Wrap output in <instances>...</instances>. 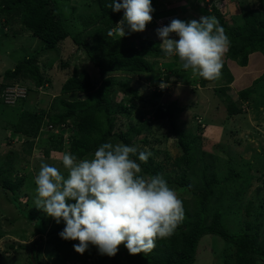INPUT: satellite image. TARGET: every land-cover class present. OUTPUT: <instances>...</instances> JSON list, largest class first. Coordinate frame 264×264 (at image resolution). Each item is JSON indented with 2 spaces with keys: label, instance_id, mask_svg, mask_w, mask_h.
I'll return each mask as SVG.
<instances>
[{
  "label": "trees",
  "instance_id": "1",
  "mask_svg": "<svg viewBox=\"0 0 264 264\" xmlns=\"http://www.w3.org/2000/svg\"><path fill=\"white\" fill-rule=\"evenodd\" d=\"M206 1L188 0V3L190 7L197 5L199 9L207 10V15L215 16L219 20L231 40V47L225 54L228 60L240 67H246L252 54L264 57V0H258L259 8L253 10L247 9L243 2L236 1L239 3L241 14L230 23L217 7L223 0H213L210 3V11L204 7L208 6ZM71 2L72 0H0L1 29L4 36L15 37L22 33H30L42 41L43 50L53 49L66 39L71 40L76 48L84 51L101 79L100 86L96 89L88 71L82 69L65 80L60 94L85 95L86 98L83 100L68 101L54 98L48 110L40 113L16 108L14 104L9 105L2 98L6 87L15 85L24 87L27 96L33 91L38 94L40 89L50 83L42 74L36 58L34 56L27 58L1 75L0 108L3 110H0V120L13 127L11 140L26 141L29 151L43 126L49 127L52 132L67 129L70 132L69 136L61 135L59 141L61 147L55 149L60 151L62 147L68 146L70 153L78 158H86L105 142L129 145L133 135L141 131L140 127L130 128L125 133L115 131L118 109L112 106L110 93L116 83L109 76L126 73L148 74L151 77L158 63H161L164 70L168 66L165 62L166 55L160 49L158 41L140 39L136 41L131 34L123 38L108 35L123 17L122 11L113 12L108 7L112 0H93L92 3L86 4L81 12ZM18 27L20 29H17ZM175 58L178 59L176 56ZM222 73L226 76V81H222L223 75L212 81L198 77L193 85L202 88L212 85L214 93L220 95V92H224L233 81L225 65ZM261 80L262 78H259L257 82ZM125 86L127 84L123 83L122 87ZM128 88L137 95L136 90ZM249 95V91H244L239 94V98L247 100ZM20 100L24 101L23 98L18 101ZM174 105L175 103L169 102L165 107L155 106L154 117L170 125L177 136L182 155L173 160L169 171L166 170L165 164L137 161L147 176L162 174L170 187L174 189L177 186L178 189L190 194L188 199L181 198L185 209L183 223L171 236L157 239L155 248L148 253L129 255L127 249L121 245L116 256L108 257L101 256L95 247L90 246L81 255L87 261L83 263L194 264L200 240L211 235L220 238L232 249L233 264H264V249L256 248L257 237L249 233L254 226L249 220L252 205L250 203L244 205L245 194L241 195L238 192L239 186L246 184L243 175L231 168L223 175V172L220 173L217 169V159H214V155H208L202 150L205 133L215 132L218 137L219 134L220 137L226 134L225 131H221L223 124L216 126L212 122H206L205 125L198 124L195 127L190 124L191 131L179 130L175 122L177 114ZM6 109L15 111L13 122L2 118L1 113ZM227 112L231 117L241 114L242 110L230 101ZM10 137L2 139L5 145L10 143ZM65 138L67 145H64ZM29 151L27 154H30ZM13 162L14 159L9 155L5 158L0 155V177L3 179L0 187L5 197L14 194L25 184L24 175L11 178L9 169L13 171ZM31 218L35 232L38 231L41 237H47V240L41 243L45 242L50 253L58 255L65 262L74 263L73 245L78 241H65L60 238L59 233L63 230L64 223L57 224L52 219L50 228L46 231L45 219ZM262 241L264 246V237ZM38 259L36 249L35 252L32 251L29 264H38Z\"/></svg>",
  "mask_w": 264,
  "mask_h": 264
},
{
  "label": "rangeland",
  "instance_id": "2",
  "mask_svg": "<svg viewBox=\"0 0 264 264\" xmlns=\"http://www.w3.org/2000/svg\"><path fill=\"white\" fill-rule=\"evenodd\" d=\"M92 1L72 0L71 4L81 12L85 5ZM212 1L205 2L208 6L204 7L209 11ZM236 1L243 2L247 9L259 8L258 0H223L217 7L229 23L233 18H239L241 14L239 3ZM152 7L153 20L146 26V30L143 33H131L136 41L137 39L154 40L161 44L156 29L169 24L172 19L189 21L198 20L203 15L210 16L207 15V10L199 9L197 5L190 7L188 0H152ZM114 37L120 36L114 34ZM172 38L178 39L175 34ZM43 47L42 41L31 36L30 33H22L15 37L4 36L0 26V83L1 75L6 70H12L16 64L33 56L42 74L50 81L38 94L33 91L25 95L23 102L20 100L13 103L12 95L6 97L8 89L18 91L16 85L6 87L2 98L4 100L6 98L9 105L14 104L16 108L40 113L48 110L54 98L68 101L83 100L86 98L85 95L60 94L65 80L82 69L88 71L96 89L100 86L101 79L84 51L76 48L71 40L66 39L50 50H43ZM165 62L168 67L164 70L161 63H158L151 77L148 74L126 73L109 76L116 83L110 93L112 106L118 109L115 131L125 133L130 128L140 127L141 131L133 135L129 145L135 146L138 153L151 152L147 162L165 164L166 170L169 171L173 160L182 155V150L170 125L155 119V106L165 107L169 102L175 103L177 114L175 122L179 130L191 131L190 124L194 127L198 124L205 125L206 122H212L216 126L223 124L221 131H225L226 134L221 137L219 134L218 137L215 132L205 133L202 150L208 155H214V159H217V169L220 173L223 172V175H226L228 168L243 175L246 184L240 185L238 192L241 195L245 194L244 205L246 203L252 205L249 220L254 226L249 233L257 237L256 248L264 249L262 241L264 237V61L258 57L256 61H249L246 67H240L224 56L223 65L228 69L233 81L225 91L223 90L224 92H220V95L214 93L212 85L205 88L193 85L198 76H193L191 70L184 71L179 58L166 56ZM222 75V81H226L224 73ZM259 77L262 80L258 83L256 79ZM123 83L127 86L122 87ZM161 83L167 86L161 89ZM128 87L136 90L137 95ZM18 88L25 91L24 87L18 86ZM244 91L250 92L247 100L239 98V94ZM138 98L142 99L138 100ZM230 101L242 110L241 114L231 117L228 115ZM14 112L6 109L1 113L2 118L13 122ZM12 130L10 124L0 120V144L2 139L11 136L10 143L5 145L6 147L0 146V155L4 158L9 155L14 159L13 171L9 169L11 178L24 175L25 184L20 190L8 194L7 197L0 187V264H29L32 251L35 252L36 249L39 255L38 264H86L83 263L86 259L76 252L72 254L74 263L65 262L58 255L51 254L45 242L41 243L47 240V237H41L38 231L35 232L31 220V217L45 219L46 231L50 228L52 218L35 208L34 178L42 162L53 164L59 167L61 172H65L60 163V155L69 152L68 146L62 147L60 151L55 148L61 147L60 137L61 135L68 137L69 130L52 132L49 127L43 126L38 138L33 140L30 151L26 141H12ZM64 145H67L66 138ZM28 151L30 154H27ZM138 153L134 156L135 160H139ZM142 174L147 176L143 171ZM2 180L0 177V182ZM174 189L179 198H189L190 194L183 189L180 190L177 186ZM194 264H233V251L220 238L207 235L198 244Z\"/></svg>",
  "mask_w": 264,
  "mask_h": 264
},
{
  "label": "clouds",
  "instance_id": "3",
  "mask_svg": "<svg viewBox=\"0 0 264 264\" xmlns=\"http://www.w3.org/2000/svg\"><path fill=\"white\" fill-rule=\"evenodd\" d=\"M108 7L123 12L109 36L143 33L153 20L152 0H112ZM156 34L160 49L178 57L184 71L207 81L221 78L231 40L215 16L172 19ZM166 86L160 84L161 89ZM137 153L135 146L111 142L86 158L64 152L60 163L66 175L53 164L41 163L34 178L35 208L64 223L59 236L78 241L73 245L76 253L83 255L92 246L101 256L114 257L121 245L129 255L148 253L157 239L171 236L183 223L182 199L162 174H142L140 163L132 158ZM150 156L148 151L138 153L144 163Z\"/></svg>",
  "mask_w": 264,
  "mask_h": 264
},
{
  "label": "built area",
  "instance_id": "4",
  "mask_svg": "<svg viewBox=\"0 0 264 264\" xmlns=\"http://www.w3.org/2000/svg\"><path fill=\"white\" fill-rule=\"evenodd\" d=\"M17 89H18V91H11L10 89H8V91L6 92V93H7L6 97L9 96V95H12V96H13V103H14L18 98H24L25 95H26L24 90L19 89L18 87H17ZM16 92H19V93H16ZM5 101H6V98H5ZM6 102H7V101H6ZM8 104H9V103H8Z\"/></svg>",
  "mask_w": 264,
  "mask_h": 264
},
{
  "label": "crops",
  "instance_id": "5",
  "mask_svg": "<svg viewBox=\"0 0 264 264\" xmlns=\"http://www.w3.org/2000/svg\"><path fill=\"white\" fill-rule=\"evenodd\" d=\"M250 57H252V59L249 58L248 63H249V61L253 62V61L258 60V57L262 58V60L264 61V57L261 56L260 54H252ZM259 78H261V77H259ZM259 78H257L256 80H258ZM256 80H254V81H256ZM1 146L6 147L4 141L1 142Z\"/></svg>",
  "mask_w": 264,
  "mask_h": 264
}]
</instances>
